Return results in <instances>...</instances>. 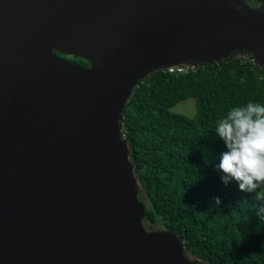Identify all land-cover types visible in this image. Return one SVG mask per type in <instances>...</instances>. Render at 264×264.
<instances>
[{"label": "water", "instance_id": "water-1", "mask_svg": "<svg viewBox=\"0 0 264 264\" xmlns=\"http://www.w3.org/2000/svg\"><path fill=\"white\" fill-rule=\"evenodd\" d=\"M234 50L264 69L263 12L228 0H0V264H202L174 233L142 225L120 120L148 73Z\"/></svg>", "mask_w": 264, "mask_h": 264}, {"label": "trees", "instance_id": "trees-1", "mask_svg": "<svg viewBox=\"0 0 264 264\" xmlns=\"http://www.w3.org/2000/svg\"><path fill=\"white\" fill-rule=\"evenodd\" d=\"M71 60L90 65L77 55ZM188 98L195 100L193 115L174 109ZM249 102L264 104V69L234 50L189 73L153 70L124 103L122 138L138 181L143 224L177 235L191 261L264 264V217L257 215L264 184L241 191L235 179L222 182L227 174L217 166L227 149L215 133L216 121Z\"/></svg>", "mask_w": 264, "mask_h": 264}, {"label": "clouds", "instance_id": "clouds-1", "mask_svg": "<svg viewBox=\"0 0 264 264\" xmlns=\"http://www.w3.org/2000/svg\"><path fill=\"white\" fill-rule=\"evenodd\" d=\"M264 4V0L255 3V7ZM216 135L223 140L226 151L220 155L217 165L223 173L224 184L230 179L238 182L241 191L253 192L264 184V104L249 102L245 106H236L223 118L216 121ZM215 201L220 203V197ZM257 215L264 217V205Z\"/></svg>", "mask_w": 264, "mask_h": 264}, {"label": "rangeland", "instance_id": "rangeland-1", "mask_svg": "<svg viewBox=\"0 0 264 264\" xmlns=\"http://www.w3.org/2000/svg\"><path fill=\"white\" fill-rule=\"evenodd\" d=\"M238 52H239L237 54L238 56L249 57L248 53L246 52L247 53L246 54L243 50H239ZM64 57H66L68 59H72L74 56L71 55V54H66V55H64ZM174 109L176 111L182 112V113H184L186 115H193L195 113V110H196L195 100L193 98H188V99L182 100V101H180V102H178L176 104V106L174 107ZM141 223L144 226L143 221ZM145 229L147 231L157 230V227L156 226L147 227V228L145 227Z\"/></svg>", "mask_w": 264, "mask_h": 264}, {"label": "built area", "instance_id": "built-area-1", "mask_svg": "<svg viewBox=\"0 0 264 264\" xmlns=\"http://www.w3.org/2000/svg\"><path fill=\"white\" fill-rule=\"evenodd\" d=\"M244 58H249L252 62L258 64L253 56L245 57ZM198 64L195 63H179V64H174V65H169L167 67H163V69L167 70L170 73H189L192 71H196L198 68Z\"/></svg>", "mask_w": 264, "mask_h": 264}, {"label": "flooded vegetation", "instance_id": "flooded-vegetation-1", "mask_svg": "<svg viewBox=\"0 0 264 264\" xmlns=\"http://www.w3.org/2000/svg\"><path fill=\"white\" fill-rule=\"evenodd\" d=\"M230 2V4L235 8V9H238V10H242L244 9L245 6H249L253 9H256L258 10V12H263L264 13V4H261L260 7H255L254 4L255 3H259L260 0H228ZM237 51V54L239 53L238 51L239 50H236ZM244 51V50H243ZM245 53L247 51H244ZM249 56H251V53L250 52H247ZM246 53V54H247ZM61 55V54H60ZM259 65V64H258ZM261 68H263L261 65H259Z\"/></svg>", "mask_w": 264, "mask_h": 264}]
</instances>
